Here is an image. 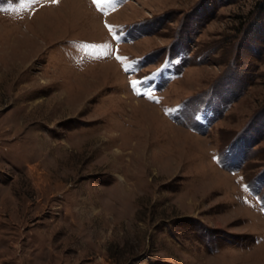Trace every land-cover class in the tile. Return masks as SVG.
<instances>
[{"label": "rangeland", "instance_id": "1", "mask_svg": "<svg viewBox=\"0 0 264 264\" xmlns=\"http://www.w3.org/2000/svg\"><path fill=\"white\" fill-rule=\"evenodd\" d=\"M0 264H264V0H0Z\"/></svg>", "mask_w": 264, "mask_h": 264}, {"label": "snow or ice", "instance_id": "2", "mask_svg": "<svg viewBox=\"0 0 264 264\" xmlns=\"http://www.w3.org/2000/svg\"><path fill=\"white\" fill-rule=\"evenodd\" d=\"M55 2H57V0H53V3ZM93 2L98 3V0H93ZM117 59H119V57H117ZM125 71H128V69H125ZM150 81L151 77L145 78L143 80H134L131 82V87L134 89L137 95H149V98H151L150 92L155 90V85L150 83ZM141 87L146 89L144 93H141Z\"/></svg>", "mask_w": 264, "mask_h": 264}]
</instances>
